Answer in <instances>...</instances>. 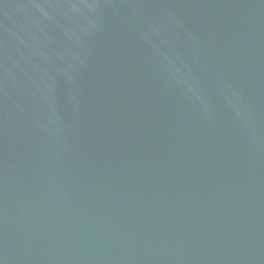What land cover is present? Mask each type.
I'll return each mask as SVG.
<instances>
[{
	"label": "water",
	"instance_id": "1",
	"mask_svg": "<svg viewBox=\"0 0 264 264\" xmlns=\"http://www.w3.org/2000/svg\"><path fill=\"white\" fill-rule=\"evenodd\" d=\"M0 264H264V0H0Z\"/></svg>",
	"mask_w": 264,
	"mask_h": 264
}]
</instances>
